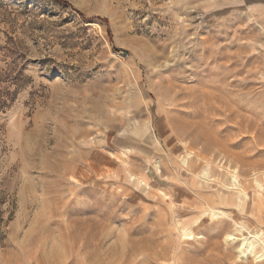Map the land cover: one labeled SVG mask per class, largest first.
<instances>
[{"label": "rangeland", "instance_id": "rangeland-1", "mask_svg": "<svg viewBox=\"0 0 264 264\" xmlns=\"http://www.w3.org/2000/svg\"><path fill=\"white\" fill-rule=\"evenodd\" d=\"M263 206L264 0H0V264H264Z\"/></svg>", "mask_w": 264, "mask_h": 264}, {"label": "bare ground", "instance_id": "bare-ground-1", "mask_svg": "<svg viewBox=\"0 0 264 264\" xmlns=\"http://www.w3.org/2000/svg\"><path fill=\"white\" fill-rule=\"evenodd\" d=\"M227 169V168H226ZM230 179H231V193L233 195H236L237 200L241 202L246 197V191L243 188L240 180L238 179V176L236 174V170H232L230 173ZM255 184L258 187V194H260V190L263 189L261 182L257 179V177L254 179ZM229 188V187H228ZM218 192V191H217ZM261 199L259 196H257V199L255 201V206H257L260 203ZM215 213H219L224 215L225 212L223 210H218ZM252 222L247 220H235V224L238 226L239 229H242L244 231V236L241 238L240 244L237 247V253L238 257L240 259H246L247 257H252L256 262H264V233L251 224ZM226 241H233L235 238L232 236V234H226L225 236ZM228 243V242H227ZM257 246H260L259 251L256 250Z\"/></svg>", "mask_w": 264, "mask_h": 264}, {"label": "crops", "instance_id": "crops-1", "mask_svg": "<svg viewBox=\"0 0 264 264\" xmlns=\"http://www.w3.org/2000/svg\"><path fill=\"white\" fill-rule=\"evenodd\" d=\"M262 218H263V220H264V206H263V208H262Z\"/></svg>", "mask_w": 264, "mask_h": 264}]
</instances>
